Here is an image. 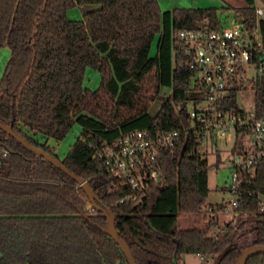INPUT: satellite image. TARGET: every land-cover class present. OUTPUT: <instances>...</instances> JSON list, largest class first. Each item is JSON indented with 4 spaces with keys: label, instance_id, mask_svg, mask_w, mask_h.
Wrapping results in <instances>:
<instances>
[{
    "label": "trees",
    "instance_id": "16d2710c",
    "mask_svg": "<svg viewBox=\"0 0 264 264\" xmlns=\"http://www.w3.org/2000/svg\"><path fill=\"white\" fill-rule=\"evenodd\" d=\"M243 2L238 13L255 26L257 4L264 6V0ZM74 8L84 10L83 20L69 19ZM205 24L219 29L215 10L162 12L159 0H0V48L12 53L0 83V123L57 159L33 137L61 141L75 124L83 128L61 162L86 180L115 215L116 229L137 264H180L185 255L212 257L216 263L230 246L220 264H235L241 250L264 245V214L259 212L264 161L252 195L245 192L241 199L238 213L248 216L245 223H252L254 234L250 245H240L231 223L222 237L208 235L212 224L179 229L180 216H197L209 207V161L194 135L175 150L162 151L164 184H151L140 205L120 204L126 191L115 188L95 158L98 148L130 131L183 132L190 126L187 109L204 93L193 87L194 74L181 66L176 34ZM259 28L264 40V17ZM157 36V54L151 57ZM87 68L102 75L98 91L84 87ZM165 88L171 90L168 98ZM263 90L262 81L256 85L260 104ZM103 96L114 102L113 114L106 112ZM157 100L163 105L152 117L149 109ZM90 207L77 182L0 130V264H129L104 233L105 215ZM247 264H264V255Z\"/></svg>",
    "mask_w": 264,
    "mask_h": 264
},
{
    "label": "built area",
    "instance_id": "2783aa9c",
    "mask_svg": "<svg viewBox=\"0 0 264 264\" xmlns=\"http://www.w3.org/2000/svg\"><path fill=\"white\" fill-rule=\"evenodd\" d=\"M233 14L226 27L211 30L205 24L176 34L181 66L194 74L193 87L204 93L201 101L187 109L189 127L183 132L134 130L96 150L95 158L112 177L115 188L127 193L120 204L140 205L151 184L163 185L162 151L175 150L190 134L203 144L224 141L231 146V176L226 190L231 195L233 217L239 215L245 192L252 195L258 167L264 161V103L258 102L256 93V85L264 82V40L259 28L264 10L256 7L255 26L242 15ZM246 92L252 96L242 105L241 95ZM259 205L260 214H264V193L259 196ZM227 211L220 204L207 207L205 215L217 221L218 215Z\"/></svg>",
    "mask_w": 264,
    "mask_h": 264
},
{
    "label": "rangeland",
    "instance_id": "374dc122",
    "mask_svg": "<svg viewBox=\"0 0 264 264\" xmlns=\"http://www.w3.org/2000/svg\"><path fill=\"white\" fill-rule=\"evenodd\" d=\"M244 6L245 4L243 0H159V7L162 12H174L187 9L215 10L221 25L224 27L230 24V19L234 15L233 13L239 14L238 9H242ZM257 6L264 10V6L261 3H258ZM68 17L73 21H81L84 19V15L79 8L70 9ZM158 41L159 37L157 36L151 47V57H155L157 54ZM11 56L12 53L8 47L0 48V83L10 62ZM83 84L85 88L91 91H98L102 84V75L100 71L93 68H87ZM162 93L167 98L171 96V90L168 88L163 89ZM251 96V93H243L241 95V104L244 105V102L249 100ZM104 100L106 112L108 114H113L115 110L114 102L109 97H104ZM162 105L163 102L161 100L153 102L150 106L149 114L152 117H156L162 108ZM83 133V128L79 124H75L72 130L61 141L53 138H44L42 136H36L33 138L40 144L44 145L46 150L51 151V153L55 154L59 160L62 161L66 158L78 139L82 137ZM231 151V146L227 145L224 141H206L199 148V152L202 155H205L209 161L208 184L210 192L207 198V206L224 204L228 208V211L220 213L217 217V221H211L209 217L205 215V209L197 216H180L178 226L180 230L186 231L192 229H206L212 224L208 235L222 237L228 224L231 223L236 229L235 234L239 244L250 245L254 234L252 231L253 225L250 221L245 223V221L249 220L247 215L243 217L240 215H234L233 217V211L229 204L231 195L226 190L231 176ZM214 263L215 260L212 257L204 259L197 255H185L180 261V264Z\"/></svg>",
    "mask_w": 264,
    "mask_h": 264
},
{
    "label": "water",
    "instance_id": "95a60500",
    "mask_svg": "<svg viewBox=\"0 0 264 264\" xmlns=\"http://www.w3.org/2000/svg\"><path fill=\"white\" fill-rule=\"evenodd\" d=\"M82 13L84 14V10L81 9ZM0 130L4 131L8 136H11L14 138L20 145H22L26 150L29 152L35 154L38 157L43 158L45 161H47L49 164L54 166L55 168L63 171L65 174H67L71 179H73L75 182L79 184V187H81L84 192L86 193L92 207L97 210L98 212H102L105 217L107 218V226L104 229V233L108 235L110 238H112L119 248L121 249L122 253L125 255L127 261L129 264H137L133 253L131 251V248L127 241L123 239L117 229H116V217L115 215L108 209H106L100 202L99 198L95 194L94 190L90 186V184L78 177L76 174L71 172L69 169H67L61 162V160L55 158L53 155L45 152L44 150L37 148L30 144L27 140L23 138L19 133H17L13 126H9L6 124L0 123ZM232 250V247H228L218 258L215 264H220L221 261L230 253ZM264 255V245H251L243 250L240 251L239 256L235 260V264H247L248 260L255 256V255Z\"/></svg>",
    "mask_w": 264,
    "mask_h": 264
},
{
    "label": "flooded vegetation",
    "instance_id": "af4514ba",
    "mask_svg": "<svg viewBox=\"0 0 264 264\" xmlns=\"http://www.w3.org/2000/svg\"><path fill=\"white\" fill-rule=\"evenodd\" d=\"M7 154H8V153H7ZM7 154H6V155L4 154V155L7 156Z\"/></svg>",
    "mask_w": 264,
    "mask_h": 264
}]
</instances>
